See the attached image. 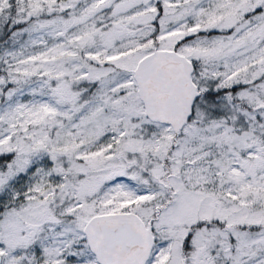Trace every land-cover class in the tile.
<instances>
[{
	"label": "snow or ice",
	"instance_id": "snow-or-ice-1",
	"mask_svg": "<svg viewBox=\"0 0 264 264\" xmlns=\"http://www.w3.org/2000/svg\"><path fill=\"white\" fill-rule=\"evenodd\" d=\"M0 264H264V0H0Z\"/></svg>",
	"mask_w": 264,
	"mask_h": 264
}]
</instances>
